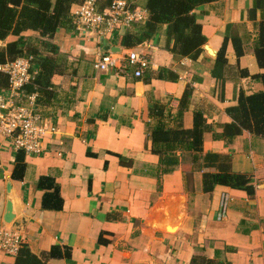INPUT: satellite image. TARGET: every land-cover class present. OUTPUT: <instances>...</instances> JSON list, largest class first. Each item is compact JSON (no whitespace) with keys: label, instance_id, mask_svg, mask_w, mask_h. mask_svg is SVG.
<instances>
[{"label":"crops","instance_id":"obj_1","mask_svg":"<svg viewBox=\"0 0 264 264\" xmlns=\"http://www.w3.org/2000/svg\"><path fill=\"white\" fill-rule=\"evenodd\" d=\"M133 1L145 9L146 0ZM255 8V0L196 8L207 38L197 60L169 51L174 41L167 38L166 25L131 49L121 44L122 36L139 35L146 23L106 37L70 27L53 39L29 41L39 48L46 41L41 49L58 65L48 95L38 93L37 100L55 132L43 140L41 155L24 153L22 181L12 178L19 152L0 134V230L11 197L13 227L22 243L41 258L60 248L61 257L48 258L47 264H264V139L249 132L231 142L222 137L232 121L227 109L238 104L240 93L264 90L254 78L264 73L254 52L264 8ZM229 26L230 35L243 40L244 54L238 58L229 42L224 77L218 80L212 70ZM106 44L114 52H105ZM132 50L149 59L140 78L135 65L125 73L95 68L103 54ZM0 93L9 95L1 85ZM195 113L209 126L203 155H230L232 170L252 178L253 196L224 186L205 192L203 175L215 170L203 169L193 152L180 147L154 152L155 127L192 129ZM43 176L59 185L61 211L42 208ZM16 256L0 250V264H15Z\"/></svg>","mask_w":264,"mask_h":264},{"label":"trees","instance_id":"obj_2","mask_svg":"<svg viewBox=\"0 0 264 264\" xmlns=\"http://www.w3.org/2000/svg\"><path fill=\"white\" fill-rule=\"evenodd\" d=\"M85 0H0V64L12 62L21 57H32V64L37 68V75L33 82L26 86L27 94L39 93L47 96L51 88L52 77L59 72L56 59L51 55H44L48 43L43 41L41 48L29 41L38 37L53 39L64 28H75L73 12ZM115 0H96L100 11L109 8ZM137 7L133 0H128ZM220 0H146L145 9L149 19L139 35L127 33L122 36L121 44L131 49L141 44L162 25L167 26V38L174 41L173 46L167 47L176 57L197 60L204 51L207 38L203 34L202 26L198 23L195 10L199 6ZM256 8H264V0H255ZM255 8V11H256ZM232 26L228 27L227 35L218 53L212 70L213 77L222 80L227 66V47L231 42L240 58L244 54L243 40L238 35H230ZM52 50L55 47L52 46ZM50 52V51H49ZM254 52L261 69H264V20L258 26V36L254 43ZM248 75L247 71L243 72ZM264 84V73L254 77ZM0 85L7 87L8 78L0 73ZM188 96L186 92L184 101ZM231 123L224 125L222 137L233 141L243 132H249L264 139V90L250 96L240 93L238 104L227 109ZM209 129L207 120L202 113H195L192 129L165 130L161 126L154 128L152 142L155 153L162 150L172 151L180 147L193 152L194 160L201 161L203 169H214L215 172H205L203 175V189L212 192L215 186H224L235 190L245 191L249 196L255 194L252 178L247 174L236 173L232 170L230 155L208 153L203 155L204 135ZM25 155L17 153L12 178L22 181L26 172ZM38 187L44 191L42 208L44 210L61 211L63 198L57 182L47 176L40 178ZM59 247H53L49 255L41 258L31 252L26 244H22L15 264H47L48 258H60Z\"/></svg>","mask_w":264,"mask_h":264},{"label":"built area","instance_id":"obj_3","mask_svg":"<svg viewBox=\"0 0 264 264\" xmlns=\"http://www.w3.org/2000/svg\"><path fill=\"white\" fill-rule=\"evenodd\" d=\"M146 9L133 7L128 0H115L112 5L100 11L96 0H85L74 12L75 27L97 36L113 35L121 28L130 29L137 23L148 20ZM32 57H21L6 64H0V73L8 78V96L0 93V134L9 139L16 152L27 155H41L43 140L55 127L45 123L37 107L38 93L25 95V88L35 79L38 71L34 69ZM137 67L134 75L142 77L143 70L149 66L146 54L132 50L125 54L106 53L95 62L98 71L114 70L125 73L129 66ZM21 237L8 229L0 230V250L17 255L22 247Z\"/></svg>","mask_w":264,"mask_h":264},{"label":"water","instance_id":"obj_4","mask_svg":"<svg viewBox=\"0 0 264 264\" xmlns=\"http://www.w3.org/2000/svg\"><path fill=\"white\" fill-rule=\"evenodd\" d=\"M106 46H107V44H106ZM106 46H105V52H114L115 47H110V46L106 47ZM8 193L9 194L11 193V185H9V192ZM14 213H15L14 202H13V199L11 197H9L8 201H7V214H6L5 218H4V224H5V228L4 229L13 230V231L17 230L16 228L13 227V224H14L13 223V220H14V216L13 215H14Z\"/></svg>","mask_w":264,"mask_h":264},{"label":"rangeland","instance_id":"obj_5","mask_svg":"<svg viewBox=\"0 0 264 264\" xmlns=\"http://www.w3.org/2000/svg\"><path fill=\"white\" fill-rule=\"evenodd\" d=\"M140 6H142L141 3H140Z\"/></svg>","mask_w":264,"mask_h":264}]
</instances>
